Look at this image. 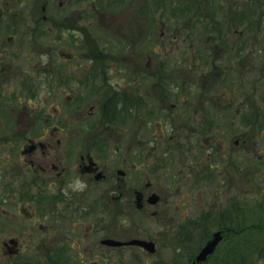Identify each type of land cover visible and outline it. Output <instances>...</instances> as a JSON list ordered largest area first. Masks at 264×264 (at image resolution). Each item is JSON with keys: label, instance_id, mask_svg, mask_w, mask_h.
Masks as SVG:
<instances>
[{"label": "flooded vegetation", "instance_id": "1", "mask_svg": "<svg viewBox=\"0 0 264 264\" xmlns=\"http://www.w3.org/2000/svg\"><path fill=\"white\" fill-rule=\"evenodd\" d=\"M133 1L101 0L107 10L99 11L95 8V0H59L56 8L58 11H56L52 9V4L49 5L48 0H0V39H2L0 42V153L7 151V157L0 154V159L3 160L0 163V189L2 190L0 203H7L9 209L17 208V213H21L28 204L30 209H34L36 221L57 219L61 216L56 214H60L61 211L65 213L71 210L76 212V209H95L90 194H93L95 187L105 184V190H99L104 203V206L100 208L122 209L127 217L133 219L138 228L134 232L137 237L119 240L125 242L134 238H142L138 236L139 232L143 233L138 220L141 219L140 214L144 209H155L161 201L164 206L168 207L169 203L163 199V196L161 197L159 193L151 189L150 182H146L143 189L134 187L135 184L131 183V179L127 180L128 175L131 176L129 168L127 171L118 168L113 173L107 163L97 154L110 146L104 137L108 130L113 129L114 124L111 123L110 116L116 115L114 118L116 125L126 123L124 119L127 113L125 102H129L131 115L139 119L137 129L154 132L155 137L150 136L147 142L151 150L168 148L175 135L174 133L167 136L170 128L165 130L161 123L154 129L150 123L143 125L142 108L145 107L143 102L150 107L146 109L149 117L154 112H158L164 116L162 121L165 123L163 124L169 125L165 118L172 119L171 111L175 108V104L169 103L173 97L170 99L171 96L165 91H168L169 86L173 84L170 80L174 81V78L172 76L165 78L167 74L161 76L160 60H158V72L153 71L148 75L144 72V67H148L149 63L143 65L138 62L137 60L142 58L138 56L135 57V61H132L123 53L126 44L132 50L141 43V31L136 39L134 34L128 33V36L125 31L127 18L125 20L124 13ZM140 1L153 4L157 0ZM192 3H196L199 7L205 6L208 13L201 16L200 9H192ZM161 5H167L169 10L182 6V13L177 12L165 17L157 11V15L163 21L173 19L188 22L194 19L216 17L233 22L240 20L249 22L247 24L249 39L246 45L238 46L239 35L244 32L239 27L243 24L237 25L232 30V40L237 44L229 47L232 61L227 71L230 70L233 77H231L230 88L220 93L218 99L221 96L229 98L228 93L232 94L229 98L232 101H237L239 97H249L251 103L245 106L246 111L243 114L252 118V124L262 115L264 125V0H164ZM141 10L142 7L138 9L137 20L139 22L143 20ZM104 18L109 20L107 25L104 24L106 21ZM96 27L99 30L104 27L107 32L104 33L112 43L105 48L106 51H102L99 47L96 49L94 45V36L97 34L94 28ZM47 35L61 38L49 47L39 42L38 45L33 44L26 50H21V47L16 45L25 44L30 38L32 43V39L46 38ZM156 37L152 41L151 54L161 51L163 46L167 47V51L160 52L162 56L175 51L176 37L169 38L166 32L162 31L159 35V38L163 39L162 45L154 46ZM113 40L118 43L114 44ZM207 48H210L211 52L215 50L219 63L218 65L211 64L213 67H219L226 60L224 46L216 44L215 47H204V49ZM23 64L25 68H22ZM167 65L170 63L165 62L164 66ZM218 71L217 80H220L225 68L219 67ZM154 73L159 79L153 77ZM187 80L188 78H184L185 83ZM163 81L166 82L167 89ZM148 82H154L153 88L159 89L156 94L148 95L151 100H147L143 93ZM243 85H247V88ZM259 101L263 102L262 106L256 105ZM152 106H155V111ZM240 107L241 105H235V117H239ZM79 117L92 118L87 123V129L95 126V135L89 144L72 140L75 138L74 129L76 125L78 126ZM262 126L246 127L248 132L242 138L233 136L237 127H232L229 142L227 140L223 142L222 135L227 133V130L223 129L219 132L221 140L215 143V156L219 155L221 158L222 146L231 144L230 152L225 159L234 162L236 156L238 161L245 164L264 166V126ZM192 130L194 129L187 127V130L183 132V137L187 141L191 139L194 142L201 137L206 145V137L194 135ZM179 131L180 127L175 132ZM257 131L262 132L258 138ZM19 133L21 135H18ZM63 134L67 135V138L63 139ZM179 134L176 137H179ZM9 138L10 141H6ZM19 138L22 141L17 143L16 139ZM137 145L144 146V142L140 140L136 142ZM205 145L202 146L205 148ZM120 148L118 145L114 150ZM196 149L197 147H194L190 152L191 156L196 154ZM153 157L158 160L157 164H159L161 159ZM205 159L207 160V157ZM125 160L124 158L123 161ZM202 160L203 157L198 166L205 163ZM189 162H191L190 158H188ZM202 165L203 167H199L200 176L205 175L207 164ZM119 170L123 173L120 174ZM188 176L190 175L186 177ZM225 177V182H230L231 177ZM205 178L206 176H204V181ZM242 178L245 182L242 191L250 193L253 189L252 180L249 177ZM80 184L83 187H80ZM74 189L81 195L88 193L89 201L83 197L81 204L76 205L73 195L77 193ZM236 189L239 190V180L236 182ZM137 191L141 194L140 200ZM151 194L158 196L154 204L148 202ZM16 199L19 202L16 203ZM217 202L218 200L215 201L216 207ZM139 203H141L140 206ZM162 206L161 209H163ZM0 209L4 208L0 205ZM185 209L188 208L185 206ZM201 209H205V206L202 205ZM210 209L214 214L210 216L203 212L204 214L200 217L201 226L208 220L212 221L213 232L221 231L225 235L206 260L217 256L218 249L228 237L227 230L233 226V223H224L223 219L230 217L234 222L238 219L237 214H230V209H238V201L234 195L230 208L225 214L215 209V206ZM159 213V210H153L150 215L157 217ZM65 214L70 215L71 213ZM12 216L14 217V214ZM43 222L39 225V235L44 237L39 244V249L43 254H41L42 260L53 250L50 248L48 253L44 251L48 243L45 237L49 234L47 226L42 225ZM106 229L108 232L109 226ZM213 232L209 235L200 234L201 247ZM142 239L153 241L155 248L156 243H159L158 240L148 236ZM17 245L15 247V241L12 245H5L11 256L17 255ZM105 246L116 248L114 250L132 248L141 253H148L137 245ZM195 255L190 258L189 264H192Z\"/></svg>", "mask_w": 264, "mask_h": 264}, {"label": "rangeland", "instance_id": "2", "mask_svg": "<svg viewBox=\"0 0 264 264\" xmlns=\"http://www.w3.org/2000/svg\"><path fill=\"white\" fill-rule=\"evenodd\" d=\"M48 1L49 5L52 4V9L58 11L56 8L59 0ZM142 5L143 3L140 0H134L133 3L130 4L129 8L126 7V9H128L124 13L125 20L127 18V28H125V31L126 33L134 34L135 39L139 36V30H137V25L139 23V21L137 20V15L138 9L141 8ZM78 8L80 7L78 6ZM95 18L97 19V17ZM130 18H132L131 21ZM105 20L106 21L104 22V24L107 25L109 23V20ZM103 29L105 28L103 27ZM163 29L164 28L161 26V24H159L158 32H161ZM58 38L61 37H50L49 35H47L46 38L32 39V43L30 38L25 44L16 45L20 46L21 50H26L33 44L38 45L39 42L40 44L49 47L54 45V42L57 41ZM99 39L102 40L101 37H99ZM1 41L2 39H0V42ZM203 42L204 41H201V43ZM162 43L163 39L159 38L158 36L156 37L154 46H161ZM201 43H197V45H206ZM208 45L209 47H215L216 43L210 42ZM149 46H152V43H150ZM166 51L167 47L163 46L161 48V51L157 52L158 54L154 52L151 54V51L148 55L142 57L141 59H138L137 61L141 62L143 65L149 63L148 67H144V72L149 75L153 71H158V60H160V63L164 62V56H162V54L160 55V52L163 53ZM211 53L215 54V50ZM170 55H173V53ZM174 55H176V53H174ZM127 56L132 61H135L134 54H127ZM204 64L205 63L203 60L202 63L198 64V66H203ZM209 64L211 65L210 62ZM25 67L26 66L23 64L22 68ZM208 69L209 67L206 69H201L202 79L205 77L204 74ZM164 70L165 72H167V75H172V78H175L176 76H179L181 78H188L191 72V70L187 67L176 68L170 65L165 66ZM170 81L175 83L172 80ZM153 83L154 82H148L144 87L143 93L147 100H151L148 95H154L156 94V92H159L158 88H153ZM201 83L204 84V81ZM212 84H216L217 86L219 84V81L216 80ZM243 86L247 88V85ZM173 91L174 89H172L171 92L173 93ZM177 91L178 92L176 93L178 94V96H180V93L183 94V96L186 95V97H188V101L186 103L191 102L190 105L196 107L197 111L201 113V115H199V120L204 119L205 121V117H202V112H205L204 109L207 108L208 112H211L207 114L211 117L208 120L209 124H216V126L218 125V127L222 128V130H227L226 134H224L223 132V142L225 140L229 142V138L231 139L232 127H237L236 133H234L233 136L242 138L248 132V129L246 127L252 125H263L262 115L253 124L251 118L247 117L244 114L242 116H239V118L235 117V105H241L240 110L242 112H245V106H248L251 103L249 97L247 96L239 97L237 98V101H232L229 99L232 97V94L228 93L227 97L229 98H226V96H221V98L217 100V102L210 103L204 92L206 103H204V105H200L201 101L199 100V96L197 94L195 95V97H193V99H189V97L191 96L188 95L187 90L181 91V89L178 87ZM170 102H176L180 109L177 110L175 107L173 111H171V114L173 115L172 119L165 118L166 122L169 123V125L165 126L163 124L165 123L162 121V118L164 116L160 115L158 112H154V114L149 117L146 113L147 106H145L144 109L142 108L144 121L143 125L146 126L148 123H150L152 125V129H154L161 123L162 126L165 127V130L170 128V132L167 133V136L174 134L178 127H183L182 129H180V131L187 130V125H190L191 122L187 121L184 118L186 116V112H188L189 107H185L183 104H181V101L177 99H171L169 100V103ZM89 104L86 106V108H88ZM256 105L262 106L263 102H256ZM152 108L155 111V106ZM261 110H263V108H261ZM91 119L92 118L90 117L78 118V126L76 125L74 129L75 138H72V140L79 143H82L83 141L87 142L88 144L91 143L92 138L95 135V126L89 129L86 128L88 121H91ZM93 119L96 118L93 117ZM138 126L139 119H136L135 117L126 120V124L124 123L122 125H112L113 129L108 130L104 135V137L107 139L106 141L110 144L109 148L105 147L101 153L97 154L102 160L105 161V163H107L108 167L113 171V173H115V170L118 168H122L125 171H127V169L129 168L131 176L128 175L127 180L131 179V183L135 184L134 187L143 189L144 184L146 182H150L151 189L159 193L161 197L163 196V199H165V201L169 203L167 207L164 206V203L161 201L155 209H144L142 214H140L142 215L141 219L138 220L143 231V233L139 232L138 236H141L142 238H146V236H148L151 239H156L159 241L158 244L156 243V253H141L132 248H130V251L114 250L116 248H110L100 243V239L105 237L115 238L118 240H127L133 237H137L135 236L134 232L135 229L138 230L133 219L127 217L124 212H122V209L100 208L104 206L103 198L100 197L99 193V190H105V184H102L93 189V194L89 193L91 196V200L95 205V209H76V212H74L73 210L65 212H70V215L64 214V212L61 211L60 214H56L61 217L53 220H44V222L43 220L40 222L36 221V216L33 213L34 209H30L28 204L25 205L26 208L22 209L21 213H17V208L9 209L7 203H0V205L4 208L0 209V264H19L20 262H22L23 264V262H26V260H34L41 257V255L39 256V254H42L39 249V244L44 238L40 237L39 235V225L41 224V222H43L42 225L47 226L49 234L47 237H45V240H47L48 243L47 248L44 249V251L47 252L50 248H53V250L60 249V247L65 246L66 250L67 248L70 250L69 253L71 258L77 261L78 264H104L105 261L107 262H105V264H152L154 262H162V260H164L166 264H169L170 262H181L182 260L179 259V256H183L189 251L191 253V251L193 250L191 248V244H195L199 240L198 236L200 234L209 235L214 231V224L209 220L200 229L192 228V226H189L185 223L190 220H196L198 217L199 219H201L200 217H202V215L204 214L203 212L210 216L213 215V210L210 209L212 206H215V209L221 210L225 214V212H228V209L230 208L231 201L234 195L236 196V199L238 201V212L239 209L242 212L240 213V216H238L237 223L241 222L243 224L245 223L246 225L255 223V221L253 220V216L255 213L260 214V212L258 208L253 209L252 205L253 203L264 200V170L262 167H259L260 171L253 170L251 166H248V164L239 162L236 156L234 157V161L237 160L236 163H231V161L226 163V161H228L229 159L225 158L230 152L231 144H224L221 149L222 154H220L222 157H214L217 162L219 161V163L216 162V164H218V168H216V164H212L213 161L211 158H207L206 160V156H203V161L208 165L205 170V175H207L208 179L211 181H204V183H200V181L196 178L198 175L197 170H192L188 167V158L192 159L190 152L184 153V156H182L181 153V158L177 157L178 154L176 153L175 157H177V159L173 164L169 162L167 163V160L165 158H161L160 163L157 164L158 160H156L153 156L154 154H160V149L153 151L147 145L150 136L155 137V134L154 132L152 133V130H146L148 133H146V131L144 130L140 131V129H137ZM155 133L159 134V132L157 131H155ZM261 134L262 132L257 131V138L260 137ZM18 135H21V133H19ZM64 138H67V135L63 134V139ZM217 138H220V134H218ZM140 140L144 142V146H136V142ZM220 140L221 139H219L218 141ZM6 141H10V138ZM19 141L21 142L22 139H16L17 143ZM209 143V141L206 142L205 148L208 147ZM118 145L121 148L119 150H114V148ZM151 145H153V143H151ZM77 147L78 149H80V146L77 145ZM0 154H3L7 157V151H1ZM124 158L126 159L125 161H123ZM2 161L3 160L0 159V163ZM8 167L9 166H7V168ZM211 167L213 170L211 169ZM188 174L190 176L186 177ZM253 174H255L256 176H253ZM225 176L231 177L230 182H225ZM247 176H251V179L254 180L253 184L255 187V191L254 193L251 191V194H247L242 191V187L245 184L244 178L242 177ZM238 180L239 190L236 189V182ZM80 187L83 186H81L80 184ZM74 191L76 192L75 189ZM1 193L2 190L0 189V197ZM76 193V195H73L76 205L81 204V198L83 197L87 201H89L87 197L88 193H86L85 195H81L78 192ZM3 198L4 200H7L6 197ZM175 200L176 202L174 203ZM216 200H218L217 207L215 203ZM15 201L16 203L19 202L17 199ZM202 205L205 206V209H201ZM32 206H34L33 203ZM161 206L163 209H161ZM185 206L188 209H185ZM251 209H253V212L249 214ZM153 210H159L160 213L157 217L155 215H150L151 211ZM111 211H113L114 216H117V223L111 222L108 225L106 222L109 219L108 213H112ZM238 212L237 215H239ZM12 214H14V217L12 216ZM258 217L261 219L258 223L261 225L264 233V216H261L260 214V216L258 215ZM228 219L231 218L228 217L227 219H223V222L228 223ZM232 223L234 224V221ZM107 226H109L108 232L106 229ZM144 230L146 232H144ZM171 237H173L177 242L176 244L174 243L173 246H170L167 243L168 238ZM183 238L185 239L184 243L181 242V239ZM10 239H13V241H15V247L18 243L17 255L15 256H11L7 252L5 246V243H7ZM227 239L228 237L225 238L221 247L218 249L220 253L223 251L222 248L228 244L229 241ZM178 245H185V250H183L182 248H177ZM228 248L229 247L227 246L226 249ZM235 250L237 249L235 248ZM196 253L197 251L193 252L190 258ZM190 258H188V256H185V259L188 260L186 264H189ZM215 260H217V258H211L213 264H215Z\"/></svg>", "mask_w": 264, "mask_h": 264}, {"label": "trees", "instance_id": "3", "mask_svg": "<svg viewBox=\"0 0 264 264\" xmlns=\"http://www.w3.org/2000/svg\"><path fill=\"white\" fill-rule=\"evenodd\" d=\"M162 1L164 0H157L153 4H151L148 1H144L142 5V10L141 13L143 15V20L138 23L137 25V30L141 31V43L140 46H137L136 48H133L132 50L130 49L129 45H125V53L127 54H134V58L136 56L138 57H144L149 54L150 50H152L151 46H149L150 43H152V40L156 37L159 36L162 31L166 32V34L169 36V38H172L173 36L176 37V48L175 51H173V55L170 54H164V62H161V76H165L167 72H165V62H169L170 66L172 67H187L188 69L191 70L190 76L188 77V80L186 83L184 82V78H181L179 76H176L174 78V82L172 85L169 86L168 91L166 90L165 93H168L173 99H177L181 101V104H183L185 107H189L188 112H186V116L184 119L187 121H190L191 124L187 125L188 128H193L192 134L194 135H199L206 137V142L209 141V145L207 148H204V140L200 137L194 142V140H189L185 139L183 136L184 131H179L175 132V135L172 139V142L168 148H160V154H154L155 157L161 159L165 158L167 160V163H174L177 159V157H182L184 156V153H189L191 152L194 147H197L196 149V154L192 156V159H190L191 162L188 163V167L192 170H197L198 175L197 179L200 181V183H204V176H206L205 181H211L208 179L207 175H201L200 176V171L199 167H203L202 163L201 165L198 166L200 159H202V150H204V155L209 159H213L212 164H216L217 160L214 159V157H219V155L215 156V143L220 139L217 138L220 130L222 128H219L218 125L216 124L211 125L209 124L208 120L211 118L208 116L207 108L204 109L205 112H202V117H205L204 119L199 120V111H197L196 107L190 105L191 102L186 103L188 101V97L186 95L183 96V94H178L176 92L178 87L184 91H188V95L191 96L189 99H193L195 95L197 94L200 99V105H204L206 103V100L204 98V92L206 97L209 99L210 103H215L217 102L219 94L223 92L225 89L230 88V83H231V77H233V74H231L230 70L227 71L228 66L231 64V53L229 47L231 45H236L237 43L232 40V30L236 28L237 25L243 24L242 26L239 27V29H243L244 32L239 35V43L238 46L241 45H246L249 39L248 35V26L247 24L249 22L247 21H229L228 19H218L216 17H213L212 19H207V18H200V19H194L190 20L188 22L185 21H178V20H173V19H166L165 21L161 20L159 16L157 15V11L163 15V17L167 15H173L177 12L182 13V6L175 7V10H169L167 5H161ZM95 8L98 9L99 11H105L106 6L104 5L101 0H95L94 2ZM193 10L200 9V13L202 14L201 16H204L205 13H208V10H205V6H197L196 3H192L191 5ZM210 10V8H209ZM194 12V11H192ZM156 15V17H155ZM159 24L164 28L161 32H158L159 30ZM127 25V22H126ZM127 28V27H126ZM96 33L97 35L94 36L95 39V47L96 49L99 47L102 51H106V47L108 45H111L112 43L108 39V36L104 33L106 32L105 29L101 28L100 30L96 27ZM107 33V32H106ZM101 37L102 40L99 39ZM129 36V34L127 33ZM185 40V42H183ZM119 41V39H118ZM201 41H204L201 43ZM210 42H215L217 45H223L224 46V51L225 53V61L219 66L225 68V71L221 73V79L218 80L219 84L216 86V84H212L217 80V73H218V68L219 67H213L214 63L215 65L219 63V60L217 59L215 54H212L209 50V48L204 49V47L209 46L208 44ZM114 44H117L118 42H114ZM197 43L201 44H206V45H197ZM97 54V50L95 51ZM176 53V55H174ZM176 57V58H175ZM178 59V60H177ZM204 60V65L203 66H198V64L202 63ZM209 69L206 71L204 74L205 77L202 79V74H201V69ZM158 72V71H157ZM168 76L172 75H166L165 78ZM181 76V75H180ZM144 77H149V76H144ZM153 77H157L159 79L158 75L156 73L153 74ZM173 77V76H172ZM201 79V80H200ZM165 80V79H164ZM204 81V84L201 82ZM164 84V87L167 89V84L165 81L162 82ZM172 89H174V92L172 93ZM134 92V90H132ZM164 93V92H163ZM173 94V95H172ZM195 99V98H194ZM145 104V102H143ZM154 103V102H152ZM126 104V109L127 113L125 116V121L128 119H131L133 116L129 112L130 106L129 102H125ZM175 107L177 110L180 108L178 107V104L174 102ZM146 106V104H145ZM153 107V106H152ZM150 107H147V110ZM181 111V110H180ZM245 112L240 111V115ZM239 115V116H240ZM116 117L115 114L110 116L111 118V123L116 124L114 122V118ZM244 117V116H243ZM109 118V119H110ZM239 118V117H236ZM252 121V118H251ZM126 124V123H125ZM183 127H180L182 129ZM218 131V133H217ZM180 133V134H179ZM179 134V137H176ZM216 141V142H215ZM203 145V146H202ZM158 150V149H155ZM178 154L177 157H175V154ZM182 153V156H181ZM194 156L195 159H194ZM237 161V160H236ZM236 161L231 162V163H236ZM203 162V160H202ZM230 162V160L228 161ZM240 162V161H239ZM219 163V161L217 162ZM227 163V161H226ZM230 163V164H231ZM211 164V165H212ZM229 164V163H228ZM208 165H206L207 167ZM253 170L260 171L259 167H262L264 170L263 165H249ZM205 167V168H206ZM216 168L217 164H216ZM212 169V167H211ZM213 170V169H212ZM207 173V171H206ZM251 174V173H250ZM253 176H256L253 174ZM249 179H251V176H247ZM195 178V179H196ZM252 180V184L254 183V180ZM251 191L254 193L255 187L253 184V189ZM245 192V191H244ZM247 193V192H245ZM247 194H251L247 193ZM252 208H258L261 216H264V200L260 202L253 203ZM253 209H251L250 213L253 212ZM231 213L230 214H237L238 209H230ZM112 213H108V220L107 224L109 225L111 222L117 223L116 219L117 216H114L113 211ZM239 215L241 210L239 209ZM65 214V213H64ZM260 214L255 213L253 220L255 223L246 225L245 223L238 222L237 220L234 222L233 226L229 228L230 230H227L228 232V244L223 247V251L220 253L217 251V256H212L217 258L215 260V264H264V233L262 230L261 225L258 223L260 222ZM102 217V216H101ZM100 217V218H101ZM234 220L228 219V223H232ZM188 225L192 226V228H198L200 229L202 219H199V217L196 220H190L188 221ZM207 223V221H206ZM195 226V227H193ZM233 229V230H232ZM233 231V232H232ZM199 240L195 244H191V248L193 249L190 253V251L187 254H184L183 256H179L181 262H170L169 264H186L188 260L185 259V256H188L190 258L191 254L193 252H196L197 249L200 247L202 243V238L199 235ZM102 239V238H101ZM100 239V240H101ZM237 241V243H236ZM181 242H185V239H181ZM232 242V244H231ZM101 243V242H100ZM167 243L170 246H173V244L177 243L173 237L168 238ZM236 243V244H235ZM229 247L226 249V247ZM177 248H182L185 250V245H178ZM235 248L237 250H235ZM125 250H131V249H125ZM47 251L46 253H48ZM70 250L66 247H60V249H54L50 254L46 256L44 260L39 257L38 259H30L24 261L23 264H78L77 261L71 258L70 256ZM41 254H39L40 256ZM208 258L205 262L201 264H213L211 261V258ZM177 258V257H176ZM105 261V260H104ZM106 262V261H105ZM104 262V264H105ZM107 263V262H106ZM165 261L162 260V262H154L152 264H164ZM19 264H22L20 262ZM166 264V263H165Z\"/></svg>", "mask_w": 264, "mask_h": 264}, {"label": "water", "instance_id": "4", "mask_svg": "<svg viewBox=\"0 0 264 264\" xmlns=\"http://www.w3.org/2000/svg\"><path fill=\"white\" fill-rule=\"evenodd\" d=\"M120 174L123 173L122 170L118 171ZM139 195L140 200V192H136ZM158 200V196L156 194H151L148 197V202L151 204H154ZM139 206L141 203L138 204ZM222 239V233L221 231H216L213 233L212 238L209 239L206 244L200 249V251L196 254L192 264H195L196 262H202L206 259V257L211 254L216 245L219 243V241ZM11 243H14L13 240H10ZM102 244L110 245V246H122V245H138L145 248L148 252L154 253L155 252V246L153 241L141 239V238H134L129 241H119L114 239L105 238L101 240Z\"/></svg>", "mask_w": 264, "mask_h": 264}]
</instances>
